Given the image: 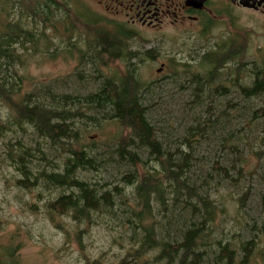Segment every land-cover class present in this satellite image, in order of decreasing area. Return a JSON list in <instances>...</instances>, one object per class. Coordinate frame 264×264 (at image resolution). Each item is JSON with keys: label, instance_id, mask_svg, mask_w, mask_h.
I'll use <instances>...</instances> for the list:
<instances>
[{"label": "rangeland", "instance_id": "374dc122", "mask_svg": "<svg viewBox=\"0 0 264 264\" xmlns=\"http://www.w3.org/2000/svg\"><path fill=\"white\" fill-rule=\"evenodd\" d=\"M2 1L5 0H0V21L18 19L14 14L20 7L18 0H8L5 7ZM63 1V8H71L73 12L78 9L82 11L76 4L85 10L89 9L85 0ZM20 2L23 17H26L28 13L24 5L38 1ZM50 7L46 13L51 20V25L45 31L46 39L41 40L35 48L36 52L25 53L22 56L23 66L16 68L17 74L22 78L21 94L46 88L57 94L87 96L94 93L106 78L116 81L123 79L129 63L102 57L103 65H84L81 57L83 53L77 52L69 44L63 31L65 24L61 19L65 18V26L74 29L76 35H91L90 29L74 20L71 14L65 17L63 8L57 7L55 0ZM41 17L39 14L36 20ZM91 22L108 34L112 29L123 28L122 21L119 23L100 19ZM25 23L27 30L33 28L29 21ZM244 25L245 52L240 53L239 61L234 60L233 63L223 60V55H216L226 65L220 74L214 76L215 80L206 88L207 91H214L219 86L232 91L231 79L227 76L229 73L237 76V69L242 67L244 72L237 78L240 80L239 84L245 87L255 79V70H264V20L252 16ZM37 27L43 28L39 23ZM209 29L203 36L193 37L188 34L181 36L180 32L173 29L165 30L161 35H149L135 30L137 39L131 45H143V50L154 49L156 52L148 53L153 59H149L145 55L147 53L140 56L139 62L134 65L133 79L148 86L142 102L148 108L146 118L156 129L158 140L168 148L169 153H174L188 128L207 122L206 134L195 143L189 179L196 193L209 195L218 209L211 225L209 240L215 244L214 242L223 238V241L225 239L236 244L239 238L249 240L252 237L248 228L259 227L264 223V132L262 121L258 118V111L264 108V97L243 101L240 96L229 94L225 90L222 92L225 96L223 98L210 97L195 102V93L193 88H189L187 81L198 75L204 77L208 73V68L200 65L202 56L196 50L205 47L203 52H208L215 47L221 49L235 45L241 49L242 46L241 42L231 37L226 38V35L219 38L214 27L213 30ZM239 31L242 32L243 28L239 27ZM78 47L83 49L81 44ZM243 58H246L245 62ZM159 69L162 71L157 73ZM78 72L82 73V79L76 75ZM229 100L232 101L230 105L227 103ZM87 113L88 111L83 110V114ZM90 116L94 121L76 119L72 122L77 138L73 147L77 151L94 150L102 165L97 172H79V177L90 186H102L104 191L116 186L122 188L126 203L131 205L132 189L124 186L121 179L134 169L121 164L114 155L117 143L126 139L129 132L116 122L103 119L98 113H91ZM8 119L9 110L0 104L1 122L6 123ZM20 146L29 149L31 153L29 167L34 176L43 169L47 172L52 167L61 170L65 162L66 155L50 149L44 141L36 138L30 128L20 130L10 125L8 132L3 134L0 139V256L14 250L20 264H86L88 259L110 264L117 263L132 250L129 240L132 232L127 225L121 223L120 219L124 218L119 211L114 215H92L93 224L78 226L80 231L85 232L81 237L83 252L72 239L66 244L65 234L56 226L71 233L77 229L75 224L69 216H51L45 205L70 191L47 188L40 181L31 190L19 188L15 181L22 179L16 171ZM233 147L240 150L237 162ZM40 152H44V156ZM137 155L141 163L135 170L142 175L154 163L148 160L145 151H137ZM218 167L223 168L227 175L217 173ZM32 205L36 211L30 209ZM116 205V209H122L118 206V200ZM189 216L176 210L172 220L181 219L177 226L179 228L182 221H188ZM169 218L168 215L157 217L155 214V217L145 220L142 225L155 226L159 230L161 226L167 225ZM139 233L140 231L136 232V237ZM169 235L174 238L176 233L171 231ZM254 242L255 249L249 264H264V230L255 235ZM155 256L156 252H152L143 257L142 262L153 264Z\"/></svg>", "mask_w": 264, "mask_h": 264}, {"label": "trees", "instance_id": "16d2710c", "mask_svg": "<svg viewBox=\"0 0 264 264\" xmlns=\"http://www.w3.org/2000/svg\"><path fill=\"white\" fill-rule=\"evenodd\" d=\"M37 1V3L24 5L28 14L23 17L22 3L18 0L20 7L14 13L18 19L9 22L0 21V104L9 110L8 121L2 123L0 120V139L4 133L8 132L10 125L20 130L27 127L50 149L66 156L61 170L52 167L48 172L43 169L34 176L29 167L31 153L29 149L20 146L16 171L22 179L16 180V185L24 190H31L40 181L47 188L70 191L54 201H49L45 208L51 216L55 214L71 218L77 228L75 231L68 233L58 225L56 228L65 234L66 244H69L72 239L81 252H83L81 237L85 232L80 231L78 226L85 223L93 224L92 215H114L119 211L124 218V220L120 219L121 223L127 225L132 232L129 240L133 248L117 263L110 264H145L142 258L152 252H156L153 264H249L255 249V235L263 232L264 223L259 227L248 228L252 236L249 240L239 238V242L235 244L225 239L223 241L222 238L213 244L209 237L218 209L209 195L196 193L189 179L195 143L198 138L203 139L206 134L207 122L188 128L174 153H169L168 148L166 149L158 140L156 129L146 118L148 108L144 107L142 102L148 86L133 79L135 67L127 66V71L121 80L104 79L97 90L87 96L57 94L46 88H37L26 94L20 93L22 78L17 74L16 68L23 66L22 56L25 53L36 52L35 48L42 39H46L45 31L51 25L49 14L46 13L51 8L53 0ZM2 2L5 7L8 0ZM55 2L57 7H61L60 9L64 7L63 0H55ZM4 9L1 8V10ZM63 12L65 17L71 14L74 20L89 28V32L92 33L85 36L76 35L74 29L65 26V18L61 19L65 24L63 25L65 37L69 39V44L74 50L83 53L81 57L84 65H103L102 57L111 61L130 63L132 53L126 47L131 45L134 37L128 30L115 28L108 34L91 22L95 19L83 15L78 10L73 12L71 8H63ZM1 13L4 12L1 11ZM39 14L42 17L36 20ZM25 21L32 24L31 30L25 28ZM38 23L43 28L38 29ZM80 44L86 46V52L80 50L78 47ZM220 50L218 53L213 51L205 53L202 61L208 68L207 75L204 77L198 75L187 81L189 88H193L195 93L193 96L196 97L195 102L210 97H225L222 92L226 89L220 86L214 91L206 90L226 65L225 62L221 63L220 57L216 55L229 58L236 54L235 51L229 53V51ZM243 72V67L237 69L239 76ZM253 74L255 79L248 87H245L239 84L238 75L232 76L229 73L227 77L231 79L232 91H226L229 94L235 93L243 101L264 97V70H255ZM76 75L82 79L81 72ZM227 103L230 105L232 101L229 100ZM83 110L88 113L83 114ZM91 113H98L103 119L116 122L129 132L126 139L117 143L114 155L121 164L134 169L121 179L124 186L132 189L130 193L133 196V203L131 205L126 203L122 188L116 186L104 191L102 186H90L79 177V172H97L102 165V161L94 150L77 151L73 147L77 138L72 129V122L76 119L94 121V118L90 116ZM258 113L264 132V108ZM182 147H185L186 151ZM232 150L236 153L237 162L240 150L237 147H233ZM137 151H145L148 160L154 163L150 164L142 175L137 174L135 170L141 163ZM40 154L44 156V152ZM217 173L227 175L221 167L217 168ZM117 200L118 206L122 207L121 210L115 208ZM30 209L36 211L34 205L30 206ZM176 210L190 215L188 221H182V226L179 228L177 226L181 219L172 220ZM155 214L157 217L170 216L165 227L161 226L157 230L155 226L142 225L145 220L155 217ZM138 231L140 233L136 237ZM171 231L176 233L174 238L169 235ZM0 264L20 263L15 251L12 250L0 256ZM86 264L107 263L88 259Z\"/></svg>", "mask_w": 264, "mask_h": 264}, {"label": "flooded vegetation", "instance_id": "af4514ba", "mask_svg": "<svg viewBox=\"0 0 264 264\" xmlns=\"http://www.w3.org/2000/svg\"><path fill=\"white\" fill-rule=\"evenodd\" d=\"M70 1V0H69ZM89 9H83L78 5L83 15L95 20H112L122 21L121 25L124 29H128L133 35V41L137 39L135 30L149 34L161 35L165 30L173 29L181 34L193 37L203 36L210 30L218 33L219 38L231 37L237 42H241V49L235 45L229 48H221L223 51H237L231 55L226 61L234 62L238 60L239 54L245 52L246 47V26L244 22L250 17H259L264 20V0H85ZM82 13L81 10L78 9ZM239 27L243 31H239ZM201 33V34H200ZM236 37V38H235ZM143 45L132 44L127 46V50L131 51L132 59L129 66H133L139 62L141 55H149L153 50H143ZM235 48V49H234ZM205 47L200 50V65H204L202 61L206 52ZM213 52L218 53L220 48L215 47ZM82 51L86 52V46ZM153 59L152 56H148ZM223 58V60L225 59ZM246 58H243L245 62ZM231 60V61H230ZM227 62V63H228ZM245 63H243V66ZM136 66V65H135ZM234 66V65H233ZM127 70V69H126ZM162 71L159 69L157 73ZM134 73V72H133Z\"/></svg>", "mask_w": 264, "mask_h": 264}]
</instances>
